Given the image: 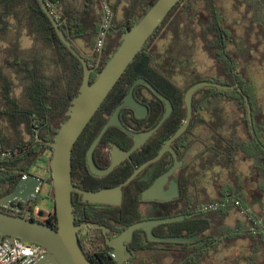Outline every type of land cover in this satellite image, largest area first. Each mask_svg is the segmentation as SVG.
<instances>
[{
	"label": "trees",
	"instance_id": "obj_1",
	"mask_svg": "<svg viewBox=\"0 0 264 264\" xmlns=\"http://www.w3.org/2000/svg\"><path fill=\"white\" fill-rule=\"evenodd\" d=\"M151 1L109 0L115 13L119 8L125 12V19L113 20L104 44L101 66L92 73V80L109 58L122 33L134 25L138 15ZM46 2L58 19L64 35L87 60L89 66L96 67L102 37L111 16L105 0ZM233 5L238 12L244 7L245 12H239V15L241 14L244 21H249L246 26V42L241 44L242 49L244 46L245 52L249 53L250 46L254 47L261 53L264 63V0H233ZM228 13L229 10L220 0H182L160 26L145 50L129 65L73 150L72 168L79 173L87 172L86 155L92 142L121 104L135 80H148L172 101L174 112L148 143L132 156L133 162L126 161L110 175L112 179L107 178L112 181V185H118L132 175L135 163L140 166L157 156L163 145L184 123L187 117L184 98L189 87L201 81H212L226 86L239 84L242 92L214 88L200 90L193 100L194 116L189 128L173 143L181 160L196 143L205 144L207 148L200 155L202 157L197 163L194 179L185 175V169L181 170V197L178 201L166 203L167 209L160 215L161 218L186 216L183 222L162 225V236H199L194 243L169 244L181 248L180 252L177 251V254L171 256L173 260L170 264H203L220 248L233 247L240 240L248 241L250 253H264V212L256 213L252 209L253 203L247 194V182L241 181L237 172L239 158L253 161L252 171L262 177L257 192L264 195V112L258 102L257 89L249 69L246 66L236 68V64L225 59L229 49L237 47L235 40L242 36L238 33L235 22L228 18ZM159 36L167 40L163 47L154 45ZM25 37L31 40V46H23L22 40ZM78 41L84 43L86 50L78 46ZM196 51L205 52L215 62L216 76L198 75L193 66ZM179 65L181 71H177ZM83 74L82 64L62 43L38 0H0V198L10 194L23 177L33 174L32 169L44 162V155L51 151L50 147L35 144L27 152L24 151L35 143L37 137L47 141L54 140L58 127L65 120L64 115L71 100L78 94ZM187 78L191 81L182 86L181 80ZM145 94L154 96L143 85L135 89L138 99ZM244 94L248 96L251 104L255 137L250 129ZM217 95L234 96L238 101L250 135L248 140L236 137L235 133L224 135L220 115H215L218 116V125L209 124L204 113L211 114L209 106ZM126 111L124 109L122 113ZM162 113L161 108L155 107L153 116L143 122L145 129L153 128L160 121ZM109 139L126 144V148L133 144L131 136L121 130L114 134L111 128L96 149L95 160L105 158ZM2 154L5 156H1ZM170 157L171 154L166 153L159 162L146 169L126 188L123 205L116 208L117 215L112 218L97 214L91 210L93 206L76 202L73 198L76 225L101 224L109 227V237L115 238L132 224L144 220L136 209L141 204L139 185L145 180L150 184L157 173L151 174L150 169L166 164ZM50 159L46 165L49 176L47 195L53 200ZM223 169H229L232 182L224 181ZM209 171L215 174V196L210 195L206 187ZM73 183L76 185L75 181ZM41 198L40 195L36 201L15 202L23 208L22 212L5 208L0 210L21 217L32 211L29 217L31 220L57 228V218L53 212L44 220L34 218ZM235 212H242L244 220L230 226L227 221ZM94 231L99 236L98 244L91 253H86L89 260L93 264H116L112 255L113 248L107 245L102 231ZM153 244L148 242L144 230H138L131 244L127 246L138 252ZM41 250L43 251L42 248ZM139 255L134 254L127 264H165L162 262L163 258L141 260Z\"/></svg>",
	"mask_w": 264,
	"mask_h": 264
},
{
	"label": "water",
	"instance_id": "obj_2",
	"mask_svg": "<svg viewBox=\"0 0 264 264\" xmlns=\"http://www.w3.org/2000/svg\"><path fill=\"white\" fill-rule=\"evenodd\" d=\"M182 0H152L138 15L134 25L122 33L118 39L109 58L104 62L96 78L92 80V73L96 68L101 66L104 43L110 27L113 24L115 12L111 9L109 0H105V5L110 12L108 26L103 34L100 45L97 65L92 68L87 60L72 45L70 40L62 32L59 21L48 6L46 0H38L40 6L52 22L58 37L66 48L80 61L83 66V81L79 88L78 94L71 100L69 108L65 113V120L58 127L53 141L42 140L37 137L34 144L30 145L25 151L27 152L35 144H44L51 148L50 173L51 187L54 194L53 213L57 218V228L46 223L31 220L29 217L32 211H28L23 217L8 214L0 210V244L13 245L15 240H20L28 244L38 245L44 249V253L31 264H93L85 251L83 250L79 230L84 227L103 229L106 234L107 245L114 249L112 255L116 264H126L130 261L132 254L127 244L130 243L134 234L138 230H144L148 234L150 241L163 243H194L199 236L192 237H156L153 229L156 226L165 223L179 222L185 219L184 215L174 216L162 219H150L139 221L129 226L124 232L115 238H109L110 229L97 225L95 223H86L76 225L75 206L73 204V193L76 192L83 196L85 202L93 204L121 206L123 199V188L128 186L136 179L150 164L160 160L162 156L171 152L174 155L173 166L163 175H161L154 184L143 192L145 201H171L179 196L178 181L172 176L183 166V161L179 160L178 154L172 147L176 139L182 136L190 126L193 117V100L195 95L202 89L214 88L222 91L239 90L242 92L239 84L222 85L212 81H201L189 87L185 93V104L187 108V117L177 132L164 144L159 154L136 168L134 173L122 184L107 188L100 191H86L76 187L72 180V156L73 150L80 136L96 115L101 105L104 103L112 89L121 79L127 68L132 64L137 55L144 51L146 45L155 37L160 26L169 17L172 10L180 4ZM139 85L149 88L157 97L165 103V113L158 124L144 132H134L123 125L120 115L125 108H130L136 112L137 117L143 118L148 112V108L141 104L135 97V89ZM249 124L253 135L254 131L252 108L247 95H244ZM173 112L171 101L157 90L145 78H138L132 84L127 95L123 98L121 104L115 109L108 122L103 126L97 137L92 142L86 155L87 165L90 172L99 177L108 175L118 167L125 159H130L131 155L145 143L166 123ZM112 127H118L134 139V146L129 151H123L116 144H112V164L107 169H100L94 161V153L102 139ZM172 178V179H171ZM170 182V188L165 190V185ZM45 179L30 174L23 177L14 190L0 198V208L10 209L22 212L23 208L15 204L28 203L36 201L41 195Z\"/></svg>",
	"mask_w": 264,
	"mask_h": 264
},
{
	"label": "flooded vegetation",
	"instance_id": "obj_3",
	"mask_svg": "<svg viewBox=\"0 0 264 264\" xmlns=\"http://www.w3.org/2000/svg\"><path fill=\"white\" fill-rule=\"evenodd\" d=\"M243 32V31H242ZM245 32L242 33V36L239 37L237 40H235L237 42V47L235 48L234 46L232 48L229 49V53L228 54H225V59L228 61V62H233L234 65L236 64V68H239L241 66H246L247 63H249L250 61L247 59L249 57H253L254 55H257L258 53L260 54L259 51H257L254 47L250 46V50H249V53H246L245 52V47L243 46V49H242V46L241 44L243 42H246V38H245ZM260 39V38H259ZM261 40V39H260ZM262 50L264 51V46L262 47ZM261 55V54H260ZM259 55V56H260ZM261 58V56H260ZM260 61V60H259ZM213 66L216 67V64L215 62H213ZM214 70L216 71V69L214 68ZM177 71H181V65H179V67L177 68ZM230 74V73H228ZM144 86V85H143ZM146 87V86H145ZM149 89V88H148ZM153 93V92H152ZM154 94V93H153ZM245 95V94H244ZM154 96H156L154 94ZM150 95V94H145L144 96L141 95L139 97V99L136 97V99L141 103L143 104L144 106H146L148 108V112L146 113V115L143 117V118H139L137 117L136 115V112L130 108H125L127 109V111L125 113H121L120 115V120L121 122L123 123V125L125 127H127L128 129L132 128V129H135V130H131V131H134V132H137V133H140V132H144V131H148L150 129H145V125L143 124L144 120H147L148 118H150L151 116H153L154 114V111H155V107H159L161 108V111L163 110V113H162V117L165 113V110H166V107H165V103L159 98L156 96V98ZM215 100L214 102L209 106V108L211 109V114H206V117H207V120L209 121V124L210 123H216L218 125V116L216 117L215 115H220L221 117V127L222 125L225 126V125H229V115L225 116V113L227 112L226 110L230 107L229 104H230V101L235 103L236 104V107H238L239 109V105H238V101L233 97H230V96H225V95H217L215 96ZM248 97V96H247ZM168 98V97H167ZM222 99V103H223V106H224V109H222L221 113H219L218 111H215V105L218 104V101H220L219 99ZM245 98V97H244ZM169 99V98H168ZM170 100V99H169ZM218 100V101H216ZM171 101V100H170ZM246 102V101H245ZM172 103V101H171ZM226 103L228 104V106H225ZM194 104V102H193ZM173 105V103H172ZM194 109V107H193ZM123 112V111H122ZM173 112H174V105H173ZM172 112V114H173ZM224 112V114H223ZM193 116H194V112H193ZM253 116V115H252ZM161 117V118H162ZM171 117V116H170ZM193 118V117H192ZM161 120V119H160ZM169 120V119H168ZM167 120V121H168ZM249 120V118H248ZM166 121V122H167ZM243 121V119H242ZM192 122V120H191ZM237 122L238 120L236 119L235 122H234V126L237 125ZM158 124V123H157ZM156 124V125H157ZM191 124V123H190ZM253 124H254V121H253ZM155 125V126H156ZM213 126H215V124H211ZM243 125L245 126L244 124V121H243ZM250 125V124H249ZM154 126V127H155ZM130 127V128H129ZM153 127V128H154ZM198 127V126H197ZM189 128V127H188ZM111 129V128H110ZM113 129V132L114 134H117L119 132V130H121L120 128L118 127H112ZM152 129V128H151ZM245 129H246V133H247V137L248 139L250 138V135H249V132L247 130V126H245ZM251 129V127H250ZM137 130V131H136ZM196 130V128H195ZM122 131V130H121ZM255 131V129H254ZM124 132V131H122ZM252 132V130H251ZM125 133V132H124ZM127 134V133H126ZM256 134V133H255ZM129 135V134H127ZM226 135V134H224ZM229 134H227L228 136ZM130 136V135H129ZM154 136V135H153ZM152 136V137H153ZM252 136L255 137L253 135V132H252ZM151 137V138H152ZM150 138V139H151ZM133 139V138H132ZM149 139V140H150ZM247 139V140H248ZM148 140V141H149ZM148 141L145 143V145L148 143ZM175 142V141H174ZM112 144H116L120 149H122L123 151H129L132 149V147L134 146V139H133V144L131 146H129V148H126V144L122 143V144H119L115 141H113L112 139H109L108 141V146L106 147L105 149V153H106V156L104 159L102 158H98V159H94L96 165L98 168L100 169H107L111 166L112 164V150H113V147H112ZM100 145V144H99ZM144 145V146H145ZM203 145V144H202ZM207 145L209 146L210 143H207ZM144 146H142L141 148H139L137 151H139L140 149H142ZM164 146V145H163ZM197 146V143L195 145H193V147H191L188 152H187V155L185 156V158L183 160L180 159L179 157V154L177 153V150L173 147V144H172V147L173 149L175 150V152L178 154V157H179V160L183 161V166L178 169L175 174L172 176V178H175L177 181H178V192H179V196L171 201H158V200H152V201H145L143 200V192L145 190H147L149 187H151L154 182L161 176L163 175L164 173H166L174 164V155L173 153L171 152H167V153H170L171 154V157L168 159L167 163L166 164H161L159 166H157L156 168L154 169H150V171H152L151 174H154L155 172L156 173V176L154 178V180L148 184L147 180H145L144 182H142L140 185H139V193H140V196H139V200L141 201V204L137 206V211L140 212L141 216L144 217L145 219L144 220H150V219H162L160 217V215H162L163 213H165L166 209H167V205L166 203L168 202H174V201H178V199H180L181 197V181H180V172L181 170L185 169V175L189 178H195L196 177V171H197V163L198 161L200 160V156L202 153H203V150L207 148V146L204 144L203 145V148L201 147L200 151L197 153V154H193V149H195ZM206 147V148H205ZM98 148V147H97ZM162 149V148H161ZM96 151V150H95ZM136 151V152H137ZM134 152L132 155H131V158L130 159H125L118 167H116L113 171H111L108 175L106 176H103V177H99V176H95L93 175L89 168H88V165H87V160H86V165H87V172L83 171V172H78V170H76L74 167L72 169V180L76 182V187L80 188V189H83V190H86V191H93V192H96V191H100V190H103V189H107V188H113V187H116L118 185H112V181L111 180H107V178L109 179H112L110 178V175L117 169L119 168L123 163H125L126 161H130V162H133V159H132V156L136 153ZM159 154V153H158ZM166 154V153H165ZM164 154V155H165ZM163 155V156H164ZM162 156V158H163ZM156 157V156H155ZM161 158V159H162ZM152 159V158H151ZM160 159V160H161ZM150 160V159H149ZM160 160H158L157 162H159ZM148 161V160H147ZM146 161V162H147ZM155 162V163H157ZM145 163V162H144ZM143 163V164H144ZM155 163L153 164H150L148 167H146V169H148L150 166L154 165ZM142 165V164H141ZM140 165V166H141ZM167 165L169 166V168L167 169ZM140 166H136V163H135V168H134V171L136 170V168L140 167ZM145 169V170H146ZM145 170L143 172H145ZM142 172V173H143ZM210 172V171H209ZM211 172H213V169H211ZM134 173V172H133ZM132 173V174H133ZM141 173V174H142ZM140 174V175H141ZM149 174V173H148ZM139 175V176H140ZM138 176V177H139ZM171 178V179H172ZM135 180V179H134ZM133 180V181H134ZM126 181V180H125ZM124 181V182H125ZM132 181V182H133ZM194 181V180H193ZM131 182V183H132ZM46 183L48 184L47 182V179H45V184L44 186L46 185ZM130 183V184H131ZM74 184V183H73ZM129 184V185H130ZM196 184V183H195ZM128 185V186H129ZM170 182L168 184L165 185V190H168L170 188ZM124 187L123 188V199H122V204L121 206L123 205V200H124V196H125V191H126V188L128 187ZM197 186V185H196ZM44 188V187H43ZM192 188V187H191ZM39 198V197H38ZM73 198L75 199L76 202H79V203H82V204H85L87 206H93L91 208V210L95 211L97 214L99 215H102V216H107V217H110L112 218L113 216H116L117 215V210L116 208H120L121 206H113V205H103V204H93V203H89V202H85L83 200V196L81 194H78L76 192L73 193ZM38 200V199H37ZM75 206V205H74ZM210 208V207H209ZM208 209V207L206 208ZM181 216V215H179ZM185 216V215H184ZM174 217V216H173ZM168 218V217H167ZM185 219H186V216H185ZM184 219V220H185ZM142 220V221H144ZM183 220V221H184ZM183 221H179V222H183ZM172 223H175V222H172ZM86 224V223H84ZM96 224V223H95ZM165 224H170V223H165ZM165 224H161L159 226H156L154 229H153V234L156 236V237H162V238H168V237H164L162 236V232L160 230V227L162 225H165ZM83 225V224H82ZM97 225H100V226H103L101 224H97ZM80 226V225H79ZM105 227V226H104ZM108 229H110L109 227H106ZM94 230H101L104 237H105V241H106V234L104 232L103 229H99V228H92V227H84V228H81L78 232L79 234V239H80V243H81V246L83 248V250L85 251V253H91V251L97 246L98 242H97V238L99 237L98 236V233H96ZM146 232V231H145ZM111 233V229H110V232L108 233V236L109 234ZM146 236H147V240L148 242H151V243H154L153 245L149 246L148 249H144V250H141V251H138L136 252L135 250H132L130 248L129 251L131 252L132 254V257L130 259V261L132 260L134 254H140L139 256H141L142 254H155V253H161L162 256L159 257V258H163V259H170V260H173V257H171L173 254H177V251L180 252L181 251V248H177V246L175 247H172L170 246L169 244H178V243H163V242H156V241H150L149 238H148V234L146 232ZM110 238V237H109ZM199 239V238H198ZM133 241V240H132ZM131 241V242H132ZM197 241V240H196ZM128 243V244H131ZM107 243V242H106ZM127 244V245H128ZM128 247V246H127ZM114 251V249H113ZM113 253V252H112ZM86 254V255H87ZM141 260H144V259H150L149 257H140ZM149 262V260H148ZM156 262V261H155ZM127 264V263H126ZM143 264H145L143 262ZM167 264V263H165Z\"/></svg>",
	"mask_w": 264,
	"mask_h": 264
},
{
	"label": "crops",
	"instance_id": "obj_4",
	"mask_svg": "<svg viewBox=\"0 0 264 264\" xmlns=\"http://www.w3.org/2000/svg\"><path fill=\"white\" fill-rule=\"evenodd\" d=\"M242 34V33H239ZM261 54V53H260ZM259 53L253 56V59L257 57L258 60H260L259 66H255L254 69L257 67L262 69L264 65L262 64V55ZM261 58H260V56ZM251 62L246 64V68L251 70V66H249ZM264 69V68H263ZM250 76L253 79L254 85L257 89V98L259 104L263 108L264 112V93L259 92L258 85L256 83L255 75L252 76L251 71H249ZM261 79V77H260ZM258 80V79H256ZM219 100L222 101L220 98ZM219 103V102H218ZM229 108L226 110L227 112L225 113V116L229 115V125H222V132L223 134H234L236 137L241 138L243 140H247V133L245 126L243 125V115H240V112L234 107H236V104L230 101ZM220 109V108H219ZM219 113H221L222 110H218ZM224 114V112H223ZM238 120L237 125L234 126L235 120ZM203 132V131H200ZM205 137V136H204ZM203 148V145L198 143L196 148L201 149ZM253 167V161H250L248 159H245L243 157L238 159L237 162V172L240 175V180L247 182L248 190L249 192L247 193L252 204V209L258 213V212H264V195H261L259 192H257V186L258 183L261 181V178L259 175H257L255 172L252 171ZM223 178L225 182H232L230 178V171L229 169H223ZM214 179L212 177L206 179V187L207 191L210 195L215 196L216 195V186H215ZM39 214H42L43 212L40 211L39 207L36 208L35 212H38ZM51 213V212H50ZM49 213V214H50ZM244 220V215L242 212H235L227 221V224L230 226H234L238 221ZM147 255V254H146ZM145 254H142L140 257H146ZM213 256L217 257L216 259L214 257L211 258L210 264H215V260L218 261V264H264V253H258V254H252L248 251V241L246 240H240L238 243H236L233 247H228L227 249L224 248L223 251L220 254H214ZM219 257V258H218ZM221 262V263H220Z\"/></svg>",
	"mask_w": 264,
	"mask_h": 264
},
{
	"label": "rangeland",
	"instance_id": "obj_5",
	"mask_svg": "<svg viewBox=\"0 0 264 264\" xmlns=\"http://www.w3.org/2000/svg\"><path fill=\"white\" fill-rule=\"evenodd\" d=\"M222 2V4L227 8V10H229V13H228V18L235 22V25H236V29L238 31V33H243L246 31L247 27L248 26V23L249 21H244L241 14L239 15V12L241 13H244L245 12V9L244 7H241L239 12L238 10H236L234 8V5H233V0H220ZM250 17V16H249ZM116 18L117 21H122L125 19V12L121 10V8H119V10L117 11V13H115V17L114 19ZM243 31V32H242ZM22 44L24 47H29L31 46V40L28 39V38H24L22 40ZM78 46L82 49H85L84 48V43L81 42V41H78L77 42ZM105 44V43H104ZM167 44V40L166 39H163L162 36L156 40L155 44L154 45H159V46H164ZM86 50V49H85ZM257 56V55H256ZM195 60H193V66L194 68L196 69L197 73L199 76L201 77H210V76H216L217 75V72L214 70V66H213V61L208 57V55L203 52V51H196V54L194 56ZM251 63L249 64V66H251V72L252 73V76L255 75L256 77L258 78H255L254 81H256L257 85H258V88H259V92L261 93H264V67H261L260 68H255V66H259L258 64H260L261 61H259L257 59V57L255 59H253V57H249L247 58ZM264 65V63H262ZM261 77V79H260ZM254 79V78H252ZM258 79V80H256ZM191 81V79H183L181 80V85L182 86H186L189 82ZM219 103L215 105V111H218V110H222L224 109V106H223V103L222 101H218ZM225 106H228V104L226 103ZM220 108V109H219ZM240 112V110L238 109V107H234V109H236ZM242 113L240 112V115ZM243 115V114H242ZM206 116V115H205ZM29 137H26V139H28ZM200 151V149L198 148H195L193 149V154H197L198 152ZM51 151L46 153L44 155V162H40L39 163V166L35 167L32 169V173L34 175H37V176H40L44 179H48L49 176H48V173L46 171V165L51 157ZM214 178L215 177V174L209 172L208 173V178ZM48 188H49V184L46 183V185L44 186L43 190H42V193H41V196L42 198L40 199L39 201V209L40 211H42L43 213L42 214H39V211L38 212H35L34 213V218L36 219H39V220H44L48 214L51 212H53L54 210V201L52 199H50L47 195V192H48ZM239 242V241H238ZM237 242V243H238ZM227 247H222L218 250V252H216L215 254H220L223 249ZM162 254L161 253H155V254H147L146 257H149L152 261L153 260H158L160 259L159 257H161ZM214 257L215 259L217 257L215 256H211L206 262H204L203 264H210V260L211 258ZM145 258V257H144ZM219 258V257H218ZM163 263H167V264H170L172 262V260L166 258L162 261ZM221 263V262H220ZM215 264H218V261L215 260Z\"/></svg>",
	"mask_w": 264,
	"mask_h": 264
},
{
	"label": "built area",
	"instance_id": "obj_6",
	"mask_svg": "<svg viewBox=\"0 0 264 264\" xmlns=\"http://www.w3.org/2000/svg\"><path fill=\"white\" fill-rule=\"evenodd\" d=\"M41 248L20 240H15L12 246L0 244V264H31L44 253Z\"/></svg>",
	"mask_w": 264,
	"mask_h": 264
}]
</instances>
